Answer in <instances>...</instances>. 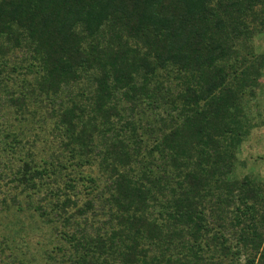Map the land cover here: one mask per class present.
Returning <instances> with one entry per match:
<instances>
[{"label": "trees", "instance_id": "16d2710c", "mask_svg": "<svg viewBox=\"0 0 264 264\" xmlns=\"http://www.w3.org/2000/svg\"><path fill=\"white\" fill-rule=\"evenodd\" d=\"M258 31L264 0H0V74L17 49L36 74L13 78L23 88L0 103L20 112L37 103L63 138L49 165L30 159L10 180L36 191L37 180L65 176V190L46 195L74 219L70 264H264V188L231 176L249 132L243 94L264 68V54L239 47ZM171 70L181 90L158 133L140 115ZM65 158L105 171L102 222L87 216H97L95 199L78 206L66 193L77 182Z\"/></svg>", "mask_w": 264, "mask_h": 264}, {"label": "rangeland", "instance_id": "374dc122", "mask_svg": "<svg viewBox=\"0 0 264 264\" xmlns=\"http://www.w3.org/2000/svg\"><path fill=\"white\" fill-rule=\"evenodd\" d=\"M239 48L243 54L250 50L258 56L264 54V31L255 32L247 41V45ZM22 53L23 51L17 49L8 55L6 71L0 74V81L3 80L8 87L7 90L4 87L1 89L2 99H6L10 92L16 96L23 88L14 82L13 78L33 80L36 75L25 74L26 62L21 59ZM14 64L24 65L19 68L20 74L11 73L9 68ZM160 80L165 82L164 88L158 93L157 101L145 103V113L140 115L142 123L151 126L153 124L158 133L162 118L169 117L166 110L170 107V101L181 90L180 79L172 70L163 72ZM80 85L87 88L90 83L85 79ZM36 104L31 101L30 105L20 112L7 102L0 103V264H70L73 255L72 245L65 233L73 230L74 219L70 222L64 221L63 217L57 214L54 204L58 196L46 195L52 187L65 190V176L59 182L48 178L41 179V182L37 180L39 184L36 191H23L10 180L25 161L33 159L39 168H42L46 164L49 165L52 155L62 151L63 138L56 136V119L46 116V108ZM242 104L248 118L249 132L236 151L237 159L231 176L240 180L248 176L264 188V68L259 86L252 93L248 89L243 94ZM32 112H36V115ZM174 113L175 110L172 114ZM15 135L19 140L17 144L13 143ZM153 138L152 136L149 142H152ZM65 164L67 173L77 182V187L74 190L66 189V193L78 200V206L84 205L89 199H95L97 216L92 217L91 210L87 216L89 220L95 219L94 223L102 222L107 216L100 209L98 196L101 190L104 191L107 183L105 171L98 161L85 164L76 170L72 161L67 158ZM81 177H85V180ZM89 178H93L94 182L89 181ZM63 194L60 200L64 198ZM14 196L20 205L12 203ZM36 206L46 210L47 215H41L39 210L35 209ZM75 209L76 207L71 206L68 211L71 214ZM77 217L80 216L75 218ZM208 225L212 226L213 230L219 228L215 222Z\"/></svg>", "mask_w": 264, "mask_h": 264}]
</instances>
